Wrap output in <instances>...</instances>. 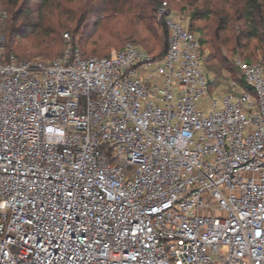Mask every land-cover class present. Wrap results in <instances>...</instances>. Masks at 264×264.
<instances>
[{
	"label": "built area",
	"instance_id": "built-area-1",
	"mask_svg": "<svg viewBox=\"0 0 264 264\" xmlns=\"http://www.w3.org/2000/svg\"><path fill=\"white\" fill-rule=\"evenodd\" d=\"M158 15L162 57L24 62L0 33V264H264V61L213 92L198 36Z\"/></svg>",
	"mask_w": 264,
	"mask_h": 264
},
{
	"label": "trees",
	"instance_id": "trees-1",
	"mask_svg": "<svg viewBox=\"0 0 264 264\" xmlns=\"http://www.w3.org/2000/svg\"><path fill=\"white\" fill-rule=\"evenodd\" d=\"M2 1L9 10L7 19L0 25L5 40L10 42L6 58L14 55L24 62L39 56L62 58L69 43L64 37L66 33L74 45H83L86 56L110 57L108 50L122 49L127 40L155 57L164 56L167 49L165 53L154 51L164 45L168 48L169 31L164 19L157 21L155 15L156 4L162 3L161 0H154L156 4L147 0H77L75 5L68 6L62 0ZM203 2L201 9L191 11L188 27L199 38L205 66L211 67L215 74L230 72V55L241 51L247 62L264 61V55L257 60L251 53L244 55L252 40L258 43L256 48L264 44V0ZM93 18H96L94 23H90ZM112 19H124L125 26L111 28ZM198 21L207 24L196 28ZM90 24L95 25L93 30ZM238 71L240 84L251 90ZM210 88H213L211 81Z\"/></svg>",
	"mask_w": 264,
	"mask_h": 264
},
{
	"label": "rangeland",
	"instance_id": "rangeland-1",
	"mask_svg": "<svg viewBox=\"0 0 264 264\" xmlns=\"http://www.w3.org/2000/svg\"><path fill=\"white\" fill-rule=\"evenodd\" d=\"M76 1L77 0H62V2L66 3L67 6L68 5H75ZM147 1L151 2V3L153 2L154 4H156V1H154V0H147ZM161 1H162V3L168 2L169 9L174 12V14L177 16V18L181 19L183 24L188 26L189 21H190L191 11L196 9V8L201 9V6L204 3L203 1H205V0H161ZM160 3L156 4V8L160 7V5H162V3L161 4ZM8 15H9V10H7L5 8L3 1L0 0V25H1V23H3L4 20L7 19ZM105 15H108V13L106 12ZM155 15H156L157 21L159 19H163V18L159 17V15H158V8H157V11L155 12ZM95 19L96 18H93L90 21V23H94L93 21ZM206 24H207V22H205V21H198V22H196V28L197 27L203 28ZM109 25L111 28H122L125 26V21H124V19H121V20L112 19V21L110 22ZM93 27H95V25L90 24L91 30H93ZM0 33L3 34L1 32V30H0ZM198 33L200 34V32H198ZM71 39L68 40L69 43L66 44L65 48H67L70 44L74 45L73 42H70ZM127 43H133V42L129 41V40L124 42L125 45ZM257 44L258 43L256 41L252 40L250 42L249 48L246 51H244V55L247 56V55H249V53H251L252 55H254V57H253L254 60L260 59L262 57V55H264V44H263V46L261 44H259V48H256ZM8 46H10V42L4 40V53H5L6 57H7ZM77 46H79L80 48L83 47V45H81V44H79ZM166 49H167V46L164 45L154 52L158 53L160 51H164V53H165ZM117 50L118 49H109L108 53L112 55ZM241 52H236L235 54L230 55L231 67H232V69H231L232 71H230V72L222 71L220 74H215V73H213V71H211V67H209L208 65L207 66L204 65V69L207 72L210 81L212 82V85H213L212 91L213 92H216L218 94H222L225 92H232V91L238 89V87L241 85L240 84V78H241L240 72L238 71V69L236 68L235 63H234V59L237 55H240L242 57L243 53H241ZM49 59H53V58H45V57L39 56V57H32V58H29L26 60L34 61V60H49ZM208 107H210V106H206L204 101L199 103V108H202L203 111H205V112L209 109ZM213 207L215 209H217L218 205L215 203L213 205Z\"/></svg>",
	"mask_w": 264,
	"mask_h": 264
}]
</instances>
